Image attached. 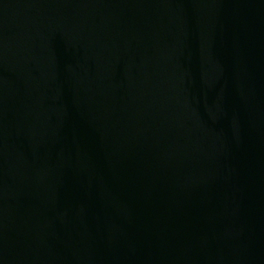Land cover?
Returning <instances> with one entry per match:
<instances>
[{"label":"water","instance_id":"water-1","mask_svg":"<svg viewBox=\"0 0 264 264\" xmlns=\"http://www.w3.org/2000/svg\"><path fill=\"white\" fill-rule=\"evenodd\" d=\"M0 264H264V0H0Z\"/></svg>","mask_w":264,"mask_h":264}]
</instances>
